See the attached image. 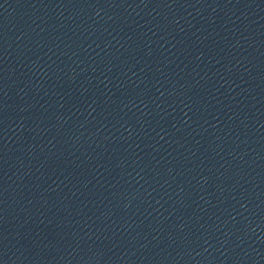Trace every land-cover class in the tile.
<instances>
[{"label": "water", "instance_id": "95a60500", "mask_svg": "<svg viewBox=\"0 0 264 264\" xmlns=\"http://www.w3.org/2000/svg\"><path fill=\"white\" fill-rule=\"evenodd\" d=\"M0 264H264V0H0Z\"/></svg>", "mask_w": 264, "mask_h": 264}]
</instances>
